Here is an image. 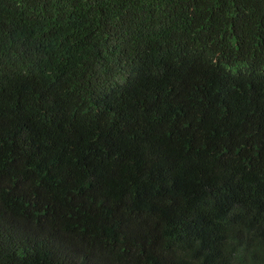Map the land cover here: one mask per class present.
<instances>
[{
	"label": "trees",
	"instance_id": "1",
	"mask_svg": "<svg viewBox=\"0 0 264 264\" xmlns=\"http://www.w3.org/2000/svg\"><path fill=\"white\" fill-rule=\"evenodd\" d=\"M0 264H264V0H0Z\"/></svg>",
	"mask_w": 264,
	"mask_h": 264
}]
</instances>
